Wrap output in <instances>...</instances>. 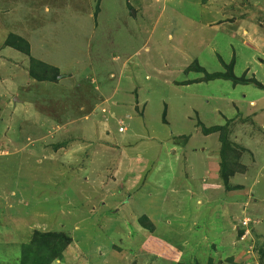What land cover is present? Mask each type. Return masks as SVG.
Segmentation results:
<instances>
[{"label": "rangeland", "instance_id": "rangeland-1", "mask_svg": "<svg viewBox=\"0 0 264 264\" xmlns=\"http://www.w3.org/2000/svg\"><path fill=\"white\" fill-rule=\"evenodd\" d=\"M232 62L264 85V0H0V264L36 231L70 239L52 264H169L142 216L179 262L264 264V88L203 80Z\"/></svg>", "mask_w": 264, "mask_h": 264}, {"label": "trees", "instance_id": "trees-1", "mask_svg": "<svg viewBox=\"0 0 264 264\" xmlns=\"http://www.w3.org/2000/svg\"><path fill=\"white\" fill-rule=\"evenodd\" d=\"M22 40V39H21ZM23 42V41H22ZM23 46V45H22ZM18 51H21L23 54L30 55V50L27 45L25 48L19 47V45H14ZM33 66H38V70H41L39 74L37 71H33L32 68L30 69V75L33 79L37 80L38 82H55L58 80V76L60 74H56V67L51 66L50 70L54 71L56 75L54 77H47L46 74L48 71L43 70V68L49 69L47 65L42 63L38 64L33 59L32 60ZM46 66V67H45ZM228 69L227 73H216L213 75H207L203 80H220L225 79L228 81H233L234 85L242 84V85H249L254 84L258 87H262L256 79L254 78H246L244 75L243 77H237L233 73L234 62L230 63V65L225 66ZM41 68V69H40ZM201 69L198 68V71ZM82 108V107H81ZM83 109H81L82 111ZM230 121L224 126H212L210 128H203V131L206 135L219 133V142L221 143V150H220V172L221 176L224 179V184L228 189V181H229V169L234 166L237 162H239L240 154L237 150L242 149L243 147H238V145L234 144L230 139ZM245 150V149H243ZM246 152L248 150H245ZM243 152V151H242ZM230 189V188H229ZM139 223L142 225L143 228L149 231L152 236H150L144 243V249L147 254L154 255L155 258L161 259L165 262H169V264H190L185 262H179V254L181 252V244L177 241L172 242L167 238L161 236L156 228L154 223H152L148 217L142 216L139 218ZM242 234V233H241ZM32 240L29 243L23 244L21 249V255L18 264H52L53 262L59 260L61 261L64 256L65 250L68 248L70 239L64 237L60 233H43L36 231L33 236ZM182 243V242H181ZM260 254L263 258L264 263V251H260ZM229 264H239L234 258L228 259ZM199 264V263H194ZM207 264H222V263H215L214 260H209Z\"/></svg>", "mask_w": 264, "mask_h": 264}, {"label": "crops", "instance_id": "crops-1", "mask_svg": "<svg viewBox=\"0 0 264 264\" xmlns=\"http://www.w3.org/2000/svg\"><path fill=\"white\" fill-rule=\"evenodd\" d=\"M121 72H122V70L119 71L118 68L116 69V73H117V74H118V73L120 74ZM111 75H112L111 77L114 79V78H115V74H111ZM251 79H252V78H251ZM254 79H255V78H254ZM257 82L262 86V87H260V88H264V85H263L261 82H259V81H257ZM253 85H254V84H253ZM257 87H258V86H257ZM98 89L103 90V85H99V86L95 89V91L100 95V98H101L102 100H103V99L106 100V95L103 94V91H102V94L99 93ZM110 98H111V97H110ZM258 101H259V100H258ZM258 101H257V100H251L250 103H251L252 106H256ZM262 112L264 113V110H262ZM218 115H221V116L224 117V118H228V116H227V114L225 113V111H223V112H222V111H219V112H218ZM256 115H257V113L254 112V111L249 112V115H246L247 117L245 116V118H246V119H245L246 122L249 121L250 123H252L251 126H254V121H255ZM251 116L254 117V118H253V121H251V120L249 119V118H251ZM218 119H219V117H218ZM218 119H217V120H218ZM244 122H245V121H244ZM244 122H243V123H244ZM250 123H249V124H250ZM221 125H222V124H221ZM215 126H220V125H215ZM230 132H231V131H230ZM230 134H231V133H230ZM211 176L213 177V180L216 178V174L213 173V172H212ZM211 176H210V177H211ZM214 181H215V180H214ZM206 184H207V181H206L204 184L202 183V185H205V187H206L207 190H212V189L217 188L216 185H217L218 183L214 182L213 184H211V186H213L212 188H211L210 186H208V184H207V185H206ZM215 190H216V189H215ZM181 247H182V245H181ZM179 256H181V255L179 254ZM178 259H179V258H178Z\"/></svg>", "mask_w": 264, "mask_h": 264}, {"label": "clouds", "instance_id": "clouds-1", "mask_svg": "<svg viewBox=\"0 0 264 264\" xmlns=\"http://www.w3.org/2000/svg\"><path fill=\"white\" fill-rule=\"evenodd\" d=\"M119 74V73H118ZM60 78V77H59ZM109 100H110V102L113 100L112 98H109L107 101L106 100H104V102H106V104L109 102ZM112 103H113V101H112ZM102 113H108V111L107 110H104V109H102ZM119 131L120 132H126L127 131V128H124V127H120L119 128Z\"/></svg>", "mask_w": 264, "mask_h": 264}]
</instances>
